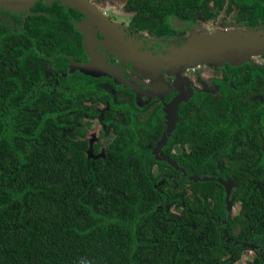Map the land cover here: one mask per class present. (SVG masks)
<instances>
[{"label": "trees", "instance_id": "obj_1", "mask_svg": "<svg viewBox=\"0 0 264 264\" xmlns=\"http://www.w3.org/2000/svg\"><path fill=\"white\" fill-rule=\"evenodd\" d=\"M147 1L153 8L140 12L141 29L167 33L171 17L231 16L235 3L234 26L264 32V0ZM39 17L45 20L26 23L41 39L38 48L56 62L62 47L75 56L74 26ZM6 32L0 30V264H237L244 249L236 244L245 236L264 249V63H224L214 79L220 98L180 104L160 160L153 151L166 122L158 107L142 111L129 86L105 94L20 84L39 55L28 51L30 38ZM106 95L117 100H104V115L97 103L87 105ZM96 120L102 127L91 144ZM169 171L173 180L162 184ZM218 178L236 182L235 216ZM256 264H264L259 255Z\"/></svg>", "mask_w": 264, "mask_h": 264}, {"label": "flooded vegetation", "instance_id": "obj_2", "mask_svg": "<svg viewBox=\"0 0 264 264\" xmlns=\"http://www.w3.org/2000/svg\"><path fill=\"white\" fill-rule=\"evenodd\" d=\"M87 1L105 17V22L103 20L97 22L89 18L84 12L63 4L60 0H40L30 9H22L20 12L0 8V30L3 31L5 27L7 29L5 35H17L18 38L23 40L30 38L33 49L28 51H35L39 55L38 60L33 56L31 57L34 70L32 71L33 74L28 77L29 81L22 80L20 84L25 83L32 88L53 89L56 91L90 86L105 94H115V86L124 88L129 86L131 88L129 90L133 94L135 93V102L142 111L146 108H159L163 121L166 122V129L163 135L164 141L157 143L153 154L155 158L166 159L167 156L162 153L159 146L161 144L164 146L168 137V123L171 117H169V108L174 109L176 103H179L177 104L178 108L182 103L193 102L198 95H214L215 98H220L222 94L219 87L214 84V79L219 77L216 74L218 70L225 69V64L215 67L205 63L188 67L183 72L170 71L163 64H153L160 57H170L174 52L186 47L191 39L214 35L209 32L215 26L223 24L224 32L228 33L229 27L234 26L233 13L231 16H227L221 11L218 15L211 14L209 18L197 16L188 21L171 17L169 21L173 31L167 33L160 31V33L152 27H146L145 29L138 27L139 23L146 22L138 21L144 15L140 12L143 10L147 13L149 12L148 8L152 7V4H149L147 0ZM224 3L226 4L225 1ZM233 6L235 8L234 16L238 13V7L235 3ZM52 9L55 11L54 13L51 12ZM42 15L58 23L61 27L74 26V30L78 33L76 38L80 43V48H76L78 53L75 56H69L68 51H63L68 49L62 47V49L55 52V55L63 58L56 62L54 56L49 59V52L43 50L41 46L38 48L41 39L28 33L26 23L28 19H37ZM156 15L158 13H154L153 18ZM215 15L218 16L216 19L213 18ZM40 19L45 20L44 18ZM155 19L158 23L162 21L159 17ZM201 27H204V29ZM89 66L93 69L92 74L94 75L82 73L81 68H88ZM157 75L161 78L160 83H157ZM105 99H111L114 103L117 100L116 97L111 95H106L104 99L101 96L89 97L87 105L93 104V102L97 103L99 110L104 115L110 104L109 101L104 102ZM177 108L175 114H172V118H177ZM140 118L144 121L142 117ZM95 125L99 128L102 127L99 120H96ZM96 126L92 131L95 130ZM173 171H169L171 174L165 175L162 184L166 180H168V183L173 180ZM225 180H230L231 184H228L231 186L230 198L234 201L235 190L237 189L236 182L230 178H225ZM252 244L250 238L245 236L236 246L238 249H244L242 255L245 250H253L256 252L257 261L258 255L264 259V249L261 246L254 247Z\"/></svg>", "mask_w": 264, "mask_h": 264}, {"label": "water", "instance_id": "obj_3", "mask_svg": "<svg viewBox=\"0 0 264 264\" xmlns=\"http://www.w3.org/2000/svg\"><path fill=\"white\" fill-rule=\"evenodd\" d=\"M38 1L40 0H0V8H5L13 12H20L22 9H30V7ZM60 1H62L63 4H67L70 7H74L79 11L84 12L89 18L97 22L100 20L105 22V17L100 14L87 0ZM78 27L81 28L80 25H78ZM224 33L226 35L214 34L212 36H202L200 38H194L193 40L191 39L187 43L186 47H182L177 52H174L170 57H160L153 65L163 64L169 68L170 71L183 72L188 67H195L205 63H209L215 67L222 66L224 63H230L233 66H240L248 62L253 57H260L264 55V32L257 31L252 33L247 31L244 32V34L241 33L238 37L233 38L230 33ZM91 66L88 68H81L82 72L92 74L93 69H91ZM157 79V83L161 81V78L158 75ZM177 104L179 103L174 105V109L172 107L169 108V117L172 116V114H175ZM175 120V118H169L168 136L173 130ZM159 159L161 160L163 158L160 157ZM204 180L207 179L204 178ZM217 180L226 188L227 199L229 200L227 212H230V210H232V203H234V201L230 198V180Z\"/></svg>", "mask_w": 264, "mask_h": 264}, {"label": "rangeland", "instance_id": "obj_4", "mask_svg": "<svg viewBox=\"0 0 264 264\" xmlns=\"http://www.w3.org/2000/svg\"><path fill=\"white\" fill-rule=\"evenodd\" d=\"M201 28L204 29V27H201ZM228 30L229 31H227V32L230 33V35H231L232 38L233 37H238L241 33L244 34V31L241 30L237 26H233V27L230 26ZM224 31H225L224 30V25L222 24V25L215 26L214 29L213 30H210L209 33L226 35L224 33ZM250 32L255 33V31H252V30ZM248 62L263 63L264 62V58H262L261 56L260 57H255V58L253 57ZM97 73H99V72L97 71ZM99 129H100L99 126H96L95 130L92 131V133L89 134V140H90L91 144L96 141V139H97L96 134L98 133ZM231 209L232 210H230V213L235 216L240 211V205H239V203H235V202L232 203ZM256 261H257L256 260V252H254L253 250H251V251L250 250H245L244 254L239 259V261L237 262V264H256Z\"/></svg>", "mask_w": 264, "mask_h": 264}, {"label": "bare ground", "instance_id": "obj_5", "mask_svg": "<svg viewBox=\"0 0 264 264\" xmlns=\"http://www.w3.org/2000/svg\"><path fill=\"white\" fill-rule=\"evenodd\" d=\"M154 96V95H153Z\"/></svg>", "mask_w": 264, "mask_h": 264}, {"label": "clouds", "instance_id": "obj_6", "mask_svg": "<svg viewBox=\"0 0 264 264\" xmlns=\"http://www.w3.org/2000/svg\"><path fill=\"white\" fill-rule=\"evenodd\" d=\"M169 126V125H168Z\"/></svg>", "mask_w": 264, "mask_h": 264}]
</instances>
